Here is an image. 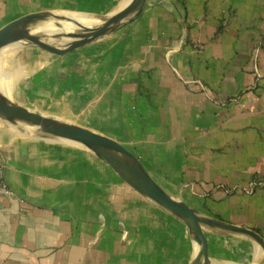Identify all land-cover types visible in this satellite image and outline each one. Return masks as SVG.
<instances>
[{
  "label": "crops",
  "instance_id": "crops-1",
  "mask_svg": "<svg viewBox=\"0 0 264 264\" xmlns=\"http://www.w3.org/2000/svg\"><path fill=\"white\" fill-rule=\"evenodd\" d=\"M123 1L0 0V20ZM14 55L22 102L119 141L200 211L192 264H264V0H147L113 33ZM0 151V264H180L183 219L85 147L0 118Z\"/></svg>",
  "mask_w": 264,
  "mask_h": 264
},
{
  "label": "water",
  "instance_id": "water-1",
  "mask_svg": "<svg viewBox=\"0 0 264 264\" xmlns=\"http://www.w3.org/2000/svg\"><path fill=\"white\" fill-rule=\"evenodd\" d=\"M147 0H129L118 11L100 13L105 23L69 14L58 3H36L17 8L0 20V40L23 23L33 19L60 21L94 37L117 31L135 20ZM90 10V9H89ZM93 11V10H92ZM95 12V11H94ZM0 117L19 130H34L57 136L88 149L117 176L143 194L176 209L185 222L187 233L180 264H192L201 248L205 220L200 211L188 204L178 191L156 180L139 158L119 141L77 123L41 112L10 95L0 87Z\"/></svg>",
  "mask_w": 264,
  "mask_h": 264
},
{
  "label": "rangeland",
  "instance_id": "rangeland-1",
  "mask_svg": "<svg viewBox=\"0 0 264 264\" xmlns=\"http://www.w3.org/2000/svg\"><path fill=\"white\" fill-rule=\"evenodd\" d=\"M112 11L113 10L109 12ZM14 33H26L28 35L21 42L10 45L6 49L1 48L0 75L11 83L9 94L13 97L17 95L19 97L17 99L20 101H22V97L17 94L16 90L23 85L24 75L21 65L22 60L20 57L14 55L15 50H19L21 48L24 49V47H30L31 45H44L47 47L56 45L59 46L60 49H67L72 47L75 42H80L91 36L71 25L65 24L60 21H50L48 19H33L23 23L17 29L6 35L4 38V42L7 41L9 37L13 36ZM45 35H49V37L46 38ZM261 183L262 182H260L259 185L264 186V183ZM251 184L252 183L248 185V188ZM178 193L180 194V192Z\"/></svg>",
  "mask_w": 264,
  "mask_h": 264
},
{
  "label": "bare ground",
  "instance_id": "bare-ground-1",
  "mask_svg": "<svg viewBox=\"0 0 264 264\" xmlns=\"http://www.w3.org/2000/svg\"><path fill=\"white\" fill-rule=\"evenodd\" d=\"M129 2V0H124L117 8L114 9V11H118V10H121L127 3ZM59 9L69 13V14H72V15H75V16H79V17H83V18H87V19H91L95 22H99V23H105L106 19H103L101 17V14L97 13V12H94L92 10H89L87 8H84V7H81V6H76V5H72V4H64V5H61L59 6ZM28 34L26 33H14L13 36L9 37L7 39V41L4 42V38L0 40V51H1V48H8L10 45H13V44H16L18 42H21L23 41L26 36ZM46 38L49 37V35H45ZM0 87L7 91L8 93L10 92V88H11V83L3 78L1 75H0ZM67 140V139H65ZM165 208H167L168 210L172 211L173 213H175L179 218H183V216L176 210L174 209L173 207H170L169 205L159 201Z\"/></svg>",
  "mask_w": 264,
  "mask_h": 264
},
{
  "label": "built area",
  "instance_id": "built-area-1",
  "mask_svg": "<svg viewBox=\"0 0 264 264\" xmlns=\"http://www.w3.org/2000/svg\"><path fill=\"white\" fill-rule=\"evenodd\" d=\"M258 182H252V184L250 185V187L248 188L247 191H254V188ZM13 195V189L9 186L7 180L5 179L4 176V161H3V157H2V153L0 151V196H7L10 197Z\"/></svg>",
  "mask_w": 264,
  "mask_h": 264
}]
</instances>
